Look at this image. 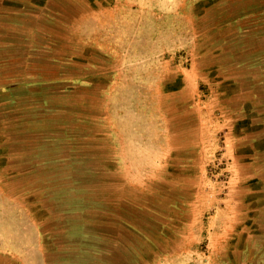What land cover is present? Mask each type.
Instances as JSON below:
<instances>
[{
	"label": "rangeland",
	"instance_id": "1",
	"mask_svg": "<svg viewBox=\"0 0 264 264\" xmlns=\"http://www.w3.org/2000/svg\"><path fill=\"white\" fill-rule=\"evenodd\" d=\"M0 264H264V0H0Z\"/></svg>",
	"mask_w": 264,
	"mask_h": 264
}]
</instances>
